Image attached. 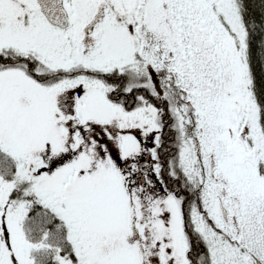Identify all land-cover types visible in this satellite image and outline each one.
Listing matches in <instances>:
<instances>
[{
  "label": "snow or ice",
  "instance_id": "obj_1",
  "mask_svg": "<svg viewBox=\"0 0 264 264\" xmlns=\"http://www.w3.org/2000/svg\"><path fill=\"white\" fill-rule=\"evenodd\" d=\"M0 264H264V0H0Z\"/></svg>",
  "mask_w": 264,
  "mask_h": 264
}]
</instances>
